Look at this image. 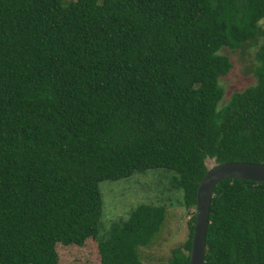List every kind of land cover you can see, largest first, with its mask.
Wrapping results in <instances>:
<instances>
[{
	"label": "trees",
	"instance_id": "16d2710c",
	"mask_svg": "<svg viewBox=\"0 0 264 264\" xmlns=\"http://www.w3.org/2000/svg\"><path fill=\"white\" fill-rule=\"evenodd\" d=\"M224 50H252L255 83L225 102ZM264 164V0H0V264H189L207 162ZM177 176L188 238L142 262L166 204L99 235L100 183ZM59 244L63 246H59ZM204 264H264V183L214 189Z\"/></svg>",
	"mask_w": 264,
	"mask_h": 264
},
{
	"label": "rangeland",
	"instance_id": "374dc122",
	"mask_svg": "<svg viewBox=\"0 0 264 264\" xmlns=\"http://www.w3.org/2000/svg\"><path fill=\"white\" fill-rule=\"evenodd\" d=\"M227 54L232 68L228 75L220 80L224 88V100L233 92L241 91L255 83L253 71V51L241 55L240 52ZM214 166L212 161L207 167ZM178 176L166 170H148L136 173L130 178L118 181H104L99 189L102 198V216L99 224V235L103 236L110 225L126 220L130 213L140 204H166V220L152 244L139 251L142 262H167L171 251L184 243L188 238L189 214L179 204L182 200L181 190L177 185ZM59 246H63L59 244ZM60 264L94 263L98 261L93 244L87 243L83 247L70 248L65 246L56 248Z\"/></svg>",
	"mask_w": 264,
	"mask_h": 264
},
{
	"label": "water",
	"instance_id": "95a60500",
	"mask_svg": "<svg viewBox=\"0 0 264 264\" xmlns=\"http://www.w3.org/2000/svg\"><path fill=\"white\" fill-rule=\"evenodd\" d=\"M264 183V164L229 162L209 168L199 183L189 264H204L209 214L215 187L223 180Z\"/></svg>",
	"mask_w": 264,
	"mask_h": 264
}]
</instances>
